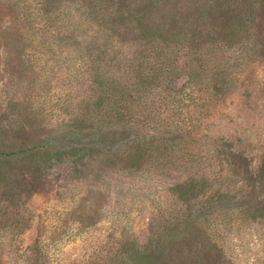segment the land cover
<instances>
[{"label": "rangeland", "instance_id": "374dc122", "mask_svg": "<svg viewBox=\"0 0 264 264\" xmlns=\"http://www.w3.org/2000/svg\"><path fill=\"white\" fill-rule=\"evenodd\" d=\"M160 1L0 0V264H264V0Z\"/></svg>", "mask_w": 264, "mask_h": 264}, {"label": "trees", "instance_id": "16d2710c", "mask_svg": "<svg viewBox=\"0 0 264 264\" xmlns=\"http://www.w3.org/2000/svg\"><path fill=\"white\" fill-rule=\"evenodd\" d=\"M197 1L198 2H201V1L204 2V0H197ZM208 1L209 0H206V2H208ZM60 3H62V2H60ZM48 4H49V0H38V14L41 16V19H40L41 23H38V25L53 23L54 19L59 21L61 19L59 16H61V15H63L64 17H70L69 14L65 15V12H59V13L55 12L56 14H54L52 12H49L46 8H43L45 6H48ZM144 10L145 11L140 13L139 16L135 19L136 22L141 27H145L146 28L145 29L146 32L153 31L154 34H158V36H160L161 40L164 41L166 39V36H169V35L172 34L171 31L170 30H166L164 28L162 29L160 27H153L152 25L148 24L147 20L149 22H151V21L148 19V14L146 13L147 10L145 8H144ZM98 26H100V25H98ZM40 31H41L42 34L44 33L43 30H40ZM61 31H63V30H60V31L56 30V33L59 35V34H61ZM98 40H100V37H98ZM99 49H102V48H99ZM200 60H201L200 66H201V68L203 67L202 71H204L203 73L208 76V80L210 82L211 80L214 79V77H213L214 76V71L212 69H211V71L205 69V65L208 64L209 62H212V59L211 58H200ZM168 68L169 67H167V65L164 64V65L160 66V68L154 69L156 71H154L153 74L154 75L156 74V75L151 77V81H152V84H153L152 88L163 86V83L158 82L157 79L161 75H163V76L167 75L168 74L167 73ZM157 70H158V72H157ZM208 73H211V74H208ZM94 78H95L94 82L97 83L98 79L100 77L99 76H95ZM149 88H151V87H149ZM149 93H150V91H149ZM163 98H165V97H163ZM97 100L98 99H96V101L94 103L98 104ZM122 112L125 113L126 111L123 110ZM124 113H123V115H124ZM78 121H79L78 118L71 119L70 123L73 126H75V123L78 122ZM70 138H71L70 136H65L64 140L67 141V139H70ZM2 146H3V144H2ZM49 147H50V144L45 145L42 148H40V147H21V148H19L17 150H14V149H7V150L6 149H1L0 150V189L5 191L6 193L10 192L9 191V187H10L9 180H10L11 173L14 170V166H15L16 163L21 162V161H26V162L36 161L37 158L40 159L41 156H45L47 154L50 155L51 153L49 151ZM66 150H77V149L75 147H71L70 146ZM59 152H60L59 150L55 151V154L58 155Z\"/></svg>", "mask_w": 264, "mask_h": 264}]
</instances>
